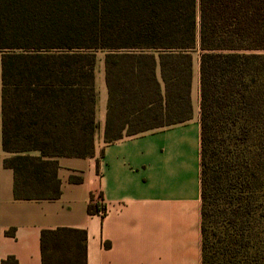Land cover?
Listing matches in <instances>:
<instances>
[{
    "label": "trees",
    "instance_id": "16d2710c",
    "mask_svg": "<svg viewBox=\"0 0 264 264\" xmlns=\"http://www.w3.org/2000/svg\"><path fill=\"white\" fill-rule=\"evenodd\" d=\"M97 51L106 143L191 119L196 52L201 264H264V0H0V139L15 199L57 198V158L93 156ZM103 209L91 193L87 212ZM40 253L88 264L86 232L44 229Z\"/></svg>",
    "mask_w": 264,
    "mask_h": 264
},
{
    "label": "crops",
    "instance_id": "0c3cea01",
    "mask_svg": "<svg viewBox=\"0 0 264 264\" xmlns=\"http://www.w3.org/2000/svg\"><path fill=\"white\" fill-rule=\"evenodd\" d=\"M97 78L94 154L57 158V198H14L0 139V260L42 264L41 231L69 227L85 230L88 264H201L198 110L185 122L106 143L103 70ZM91 193H101L102 213L87 212Z\"/></svg>",
    "mask_w": 264,
    "mask_h": 264
},
{
    "label": "rangeland",
    "instance_id": "374dc122",
    "mask_svg": "<svg viewBox=\"0 0 264 264\" xmlns=\"http://www.w3.org/2000/svg\"><path fill=\"white\" fill-rule=\"evenodd\" d=\"M103 57L104 54L101 51H97L96 52V64H95V75L98 77L97 81L100 84V82L102 81V79L100 78L101 72L104 68L103 66ZM191 103H192V112L195 114L197 113L198 110V57L196 52L193 53V68H192V96H191ZM152 121H147L143 124H141L140 127L143 126H147L152 124ZM161 127L164 126H160V127H156V128H152L149 130H145L143 132H148V131H152L155 129H159ZM136 128H139L138 126H134L132 127L131 130H134Z\"/></svg>",
    "mask_w": 264,
    "mask_h": 264
}]
</instances>
